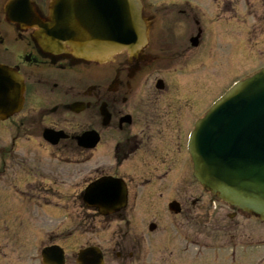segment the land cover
I'll list each match as a JSON object with an SVG mask.
<instances>
[{"label": "flooded vegetation", "instance_id": "1", "mask_svg": "<svg viewBox=\"0 0 264 264\" xmlns=\"http://www.w3.org/2000/svg\"><path fill=\"white\" fill-rule=\"evenodd\" d=\"M51 1L0 0V64L16 70L25 89L22 111L0 122V184L34 203L30 225L0 227V264H42V251L52 246L71 264L58 244L66 232V242L82 239L77 251L98 248L103 264H149L151 250L155 264H264V254L257 258L264 231L242 225L264 222L197 184L188 153L195 122L238 79L210 99L203 80L220 64L223 39L237 37L257 62L264 51V0H138L147 42L136 57L121 51L90 68L45 58L30 21L9 20L12 9L46 19ZM46 130L60 137L55 145ZM13 170L23 177L6 174ZM104 179L118 182L125 205L100 216L84 204V193ZM51 200L78 204L75 230L51 231L44 210L51 211ZM88 218L108 224L107 249L84 241L93 227L82 226Z\"/></svg>", "mask_w": 264, "mask_h": 264}, {"label": "water", "instance_id": "2", "mask_svg": "<svg viewBox=\"0 0 264 264\" xmlns=\"http://www.w3.org/2000/svg\"><path fill=\"white\" fill-rule=\"evenodd\" d=\"M11 16L30 21L45 58L67 60L70 67L101 66L121 51L136 57L149 30L138 0H52L46 19L29 9H12ZM75 34L93 37H69ZM23 91L16 71L0 66V121L21 110ZM189 152L194 178L206 191L264 221V70L237 83L197 122ZM110 183L96 182L85 191V204L103 215L124 200L104 192ZM43 255L63 264L58 248ZM77 255L78 264H102L95 248Z\"/></svg>", "mask_w": 264, "mask_h": 264}, {"label": "rangeland", "instance_id": "3", "mask_svg": "<svg viewBox=\"0 0 264 264\" xmlns=\"http://www.w3.org/2000/svg\"><path fill=\"white\" fill-rule=\"evenodd\" d=\"M222 47L225 49V53L223 57L220 60V64L217 68L212 70L208 77H206L203 81L206 87H210V99L212 100L215 98L221 91L222 87H227L231 82H233L235 79H247L252 73L255 72V67H261L264 65V51H260L262 53H259L258 62L255 59H252L248 56L245 49V44L243 42H240L237 40V37H227L223 39L222 41ZM217 57L220 58V56L217 54ZM257 62V64H255ZM89 81V78L87 79ZM220 87V88H219ZM7 144V143H6ZM6 174L14 175L15 177H23V174L20 171H11L7 172ZM0 180H3V177L0 176ZM1 182V181H0ZM6 192V186H2L0 184V227L2 228H14L15 225H19L21 223L22 225H30V222L28 221V212H29V206L30 204L34 203H27L23 200H20L19 198L9 195ZM51 206V211L44 209L46 211L47 216L50 217V220L47 223V226L51 229L53 232H60L62 228L64 229H71L74 226H79L78 219V204L76 202H58L51 200L49 202ZM37 205V204H36ZM56 207V209H55ZM36 208V206H35ZM58 208H66L69 209V215L68 218H63V214H65L62 211H59ZM58 210V211H57ZM57 211V212H56ZM93 226L92 228L88 230H84L85 233H83V239L86 242L92 243L93 245H97L101 247L102 249H107L108 245L106 242L109 240L110 230L108 229V224L104 221H101L99 219H93L88 218L82 226ZM242 225L247 226L248 228L252 227H258L255 228L256 230L264 231V226L259 225L258 222L252 221V220H243ZM63 229V231H65ZM75 230V228H74ZM70 231V230H69ZM67 233L69 235V232H66V234H63V239H61L60 246L63 247L67 251V257L71 264H75V254L79 248L78 242H81L82 239H79L76 241L75 235L71 237V245H69V242H66L68 238ZM1 237V235H0ZM66 239V240H65ZM69 240V239H68ZM151 242L154 241L153 237H150ZM85 242H83L84 244ZM152 257L151 262L149 264H155V250H151ZM261 252V253H260ZM259 255H257L258 259L260 255L264 254V251H260ZM22 264V263H19ZM24 264H27L25 262ZM257 264V263H255Z\"/></svg>", "mask_w": 264, "mask_h": 264}]
</instances>
